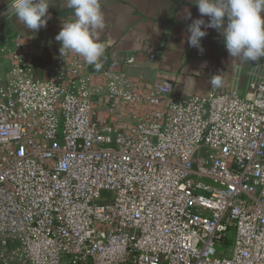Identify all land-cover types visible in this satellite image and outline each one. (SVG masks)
<instances>
[{
  "label": "built area",
  "instance_id": "obj_1",
  "mask_svg": "<svg viewBox=\"0 0 264 264\" xmlns=\"http://www.w3.org/2000/svg\"><path fill=\"white\" fill-rule=\"evenodd\" d=\"M1 54L0 264H264V78L177 94L69 50L45 72L30 34Z\"/></svg>",
  "mask_w": 264,
  "mask_h": 264
},
{
  "label": "crops",
  "instance_id": "obj_2",
  "mask_svg": "<svg viewBox=\"0 0 264 264\" xmlns=\"http://www.w3.org/2000/svg\"><path fill=\"white\" fill-rule=\"evenodd\" d=\"M10 1L0 0V8ZM49 2L50 19L38 32L28 30L14 14L0 25V75L4 76L8 68L1 49L10 46L19 33L32 35L35 43L44 48L45 72L62 55L60 42L55 37L63 22L73 19L74 10L67 7V0ZM101 7L105 28L99 32V37L108 46L99 70L141 74L149 81H154L160 74L168 75L174 79L177 94L226 89L244 91L252 82L264 78V58L245 63L233 59L216 29L208 28L207 35L202 38L203 53L188 45V25L201 18L193 0H101ZM203 19L207 23L209 18ZM148 46L162 50V57L150 62ZM131 56L136 58L133 65L126 62ZM91 68L95 69L94 66ZM217 74L223 83L221 87L213 88L210 79Z\"/></svg>",
  "mask_w": 264,
  "mask_h": 264
},
{
  "label": "clouds",
  "instance_id": "obj_3",
  "mask_svg": "<svg viewBox=\"0 0 264 264\" xmlns=\"http://www.w3.org/2000/svg\"><path fill=\"white\" fill-rule=\"evenodd\" d=\"M193 3L198 5L201 18L188 25L190 47L203 53L201 40L207 35V29L213 28L223 36L233 59L245 63L264 58V0H193ZM49 6V0H11L9 10L28 30L38 32L50 19ZM67 7L74 10L73 19L64 21L55 37L60 42L61 54L65 50L74 52L99 70L108 46L99 37L105 28L101 0H67ZM203 17L209 18L207 23ZM222 83L219 74L210 79L213 88L221 87Z\"/></svg>",
  "mask_w": 264,
  "mask_h": 264
},
{
  "label": "rangeland",
  "instance_id": "obj_4",
  "mask_svg": "<svg viewBox=\"0 0 264 264\" xmlns=\"http://www.w3.org/2000/svg\"><path fill=\"white\" fill-rule=\"evenodd\" d=\"M229 249H231L232 248V240L229 242Z\"/></svg>",
  "mask_w": 264,
  "mask_h": 264
}]
</instances>
